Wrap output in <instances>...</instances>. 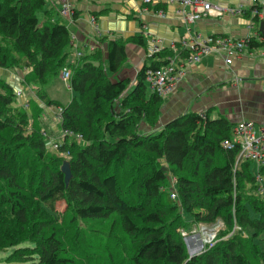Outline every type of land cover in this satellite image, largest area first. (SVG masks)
Segmentation results:
<instances>
[{
	"label": "trees",
	"instance_id": "trees-1",
	"mask_svg": "<svg viewBox=\"0 0 264 264\" xmlns=\"http://www.w3.org/2000/svg\"><path fill=\"white\" fill-rule=\"evenodd\" d=\"M43 5L0 0V68L20 70L22 84H37L41 101L61 106L59 125L73 135L54 147L40 124L43 108L29 94V106L20 104L0 74V250L14 248L7 264H264L257 242L264 244V194H256V170L238 158L237 146L223 144L233 139L234 124L192 111L140 130L143 121L155 125L163 100L147 91L146 70L174 52L164 47L149 57L157 58L138 70L128 90L129 78L111 76L126 61V43L144 44L142 37L98 36L93 51L69 61L70 30L61 21L40 24ZM260 8L253 5L255 22ZM246 43L264 46V36ZM63 67L71 70L74 93L65 104L42 87ZM59 200L66 202L62 219ZM189 222L221 223L218 239L192 256L181 231Z\"/></svg>",
	"mask_w": 264,
	"mask_h": 264
},
{
	"label": "crops",
	"instance_id": "crops-1",
	"mask_svg": "<svg viewBox=\"0 0 264 264\" xmlns=\"http://www.w3.org/2000/svg\"><path fill=\"white\" fill-rule=\"evenodd\" d=\"M207 1L224 7H234L235 12L202 17L193 23L190 29L184 25L177 2L158 0L147 4L142 0H44V5L38 10L37 15L41 14L40 24L53 21L65 23L70 34L81 43L79 46L90 43L88 36L90 37L91 33L92 42H95L93 36L97 31L106 39L141 36L144 44L126 43V61L118 74L111 76L114 80L129 78L130 84L127 89L131 90L135 86L138 70L157 58L147 56L155 42L162 48L166 47L177 53L182 50V40H188L190 37L227 35L261 40L264 36L260 31V22L264 20V5L257 4L261 7L259 11L261 20L255 22L254 0ZM63 3L72 6L74 10L72 20L61 17L59 9ZM186 9L191 10L192 6L187 5ZM159 10H162L163 14H159L157 12ZM105 49L107 50V45ZM87 52L86 48L84 53ZM184 69L183 79L172 93L163 97L160 115L162 120L155 126L141 122L142 132L157 130L168 120L192 111L207 112L212 118L224 116L233 124L241 119L252 120L255 124L264 122V46L245 47L230 64H226L222 56L210 53L198 62L185 63ZM14 73H17L18 79L13 78ZM14 73H9L11 78L7 80L14 88L22 87L19 79L23 72L15 70ZM147 91L152 92L148 86ZM49 97L56 100L52 96ZM24 98L26 97L20 100L21 103ZM35 101L39 105H44L39 99ZM49 107L44 108L47 118L55 111L54 106ZM40 124L47 131L48 137L50 135L56 137L61 129L59 124L51 123L50 119L44 122L42 113Z\"/></svg>",
	"mask_w": 264,
	"mask_h": 264
},
{
	"label": "built area",
	"instance_id": "built-area-1",
	"mask_svg": "<svg viewBox=\"0 0 264 264\" xmlns=\"http://www.w3.org/2000/svg\"><path fill=\"white\" fill-rule=\"evenodd\" d=\"M144 3H150L153 0H142ZM158 1H167V2H177L179 4L178 12L183 19L184 25L190 29L191 25L195 23L202 17L205 16H221L226 13H234V7H224L219 4H212L207 0H158ZM255 5L262 4L264 5V0H254ZM191 5L192 9L187 10L186 6ZM60 15L64 19L72 20L74 10L69 3H63L59 9ZM159 14H163L162 10L157 11ZM92 22H94L92 20ZM100 34L99 31L96 32L95 36ZM95 40V37H93ZM71 44L74 46V57L78 58L84 55L86 48L87 51H93L95 47V42L82 44L79 46L74 36L71 35ZM248 37L244 38H234L227 35H215V36H205L204 38L196 36L190 37L188 40H182V48L188 50V55L181 62L179 58V52H174L173 55L167 57L168 61L157 68H147L145 74V80L147 86L150 90L161 97L169 94L179 82L180 79L185 74V63H194L198 62L203 56L210 53L218 54L222 56L226 64H230L235 57H237L240 52L247 47L246 41ZM172 46V45H171ZM86 47V48H85ZM85 48V50H84ZM173 48V46H172ZM162 47L157 42L153 43L147 53L148 57H151L155 53H158ZM71 72L68 67H63L61 71V78L68 79L70 78ZM20 86L19 88H14L16 98L24 100L22 101L23 106L28 107L29 95L27 92H24L23 87V76L19 79ZM61 106H56L54 111V117L60 122L61 117ZM46 133V132H45ZM65 134L73 135L72 131L67 129H61L60 139H50V143L55 147L57 142H60L63 139ZM232 140L223 141L224 146L228 148H238V158L248 159L255 163L256 170V180L258 182L257 190L260 193H264V184L262 183V177L257 173V170L264 165V122L260 123L257 126L252 120L241 119L237 121L232 127ZM80 138L79 134H76ZM49 138V137H48ZM174 179L171 180L172 190L170 195L173 199L176 198V193L174 191ZM219 224V223H217ZM203 229H207L203 227ZM203 230V231H204ZM208 230V229H207ZM212 229H209V231ZM189 236L186 235V232H183V237ZM186 237V238H187ZM185 238V237H184ZM211 242V241H210ZM208 242H204L206 244ZM204 248V247H203Z\"/></svg>",
	"mask_w": 264,
	"mask_h": 264
},
{
	"label": "rangeland",
	"instance_id": "rangeland-1",
	"mask_svg": "<svg viewBox=\"0 0 264 264\" xmlns=\"http://www.w3.org/2000/svg\"><path fill=\"white\" fill-rule=\"evenodd\" d=\"M38 18H39V20L41 19V14H39V13H38ZM91 34H90V37L88 36V41L90 43H92V41H93L92 37H91ZM98 36H102L101 33L97 34V36H93V37H98ZM106 40L107 39H105V41ZM106 45L107 44L105 43L104 47ZM73 55H74V49H73V46L71 45L70 54H69V57H68L69 61H71L73 59V57H74ZM179 59H180L181 62L184 60V58H179ZM0 70L2 72L0 74H2V77L5 78L6 80L11 78V76H10L11 74L9 75V73H11V72L14 73L15 72L14 70H11L9 68L8 69H1L0 68ZM61 71L59 72L58 77H55V78L49 80L45 85H42V87L46 90V93L49 96H52V97L56 98V100L58 102H60L62 104H65L71 98V95L72 96L74 95V93L70 90L69 78L68 79L61 78ZM70 72H71V70H70ZM16 74L17 73H14V74H12V76H13V78L18 79L19 76H17ZM14 76H16V77H14ZM183 77H182V79H183ZM182 79H180L179 82ZM178 83L175 85V87L178 85ZM34 85H36V86H34ZM34 85H32V83H27L26 82L25 85L23 84V87L25 86L24 89L27 90V93L30 94L33 99L37 100V99H39L38 95H36V87H38V86H37V84H34ZM175 87H174V89H175ZM49 89L51 91H49ZM174 89L170 93H172L174 91ZM48 91H49V93H48ZM169 94H167V95H169ZM167 95H165V97ZM20 100L21 99H19V103L22 104L20 102ZM43 103H44V105H39V104L38 105H39V107L43 108V110L41 112H42V116H43L44 122L47 121V119H50L51 123L53 122V123L58 125L59 122L57 121V119H55V117H54L55 115H53L54 114L53 112H52L53 114L51 115V117L47 118V114H46V112L44 110V108H46L47 105L45 104L44 101H43ZM117 104H118V102H117ZM162 104H163V100H162V103H161V106H160V111L158 113V116H157L158 118H157V121H156L155 125L159 121L162 120V117L160 116L161 115V110H162L161 109L162 108ZM28 106H29V103H28ZM24 107H26V106H24ZM50 107H52V106H50ZM255 125L258 128L259 124H255ZM44 131H46V130H44ZM46 133H47V131H46ZM60 134H61V129L59 130V133L57 134L56 137H53V136L50 135L49 138L48 137H46V138L48 139V141L50 139H53V138L60 139ZM47 135H48V133H47ZM251 163H252V165L255 168V163L253 161ZM261 177H262V183L264 184V173L261 175ZM170 184H171V179H170ZM256 194L260 196V195H262L264 193H260L259 191H256ZM55 208H56V211H57V214H58L57 217H60V219H62L64 217V211H65V208H66V202L64 200L57 201L56 204H55ZM184 217H185V219H188L189 221H191V219H192L186 214L184 215ZM79 223L81 224V226L85 225L88 228L90 227V223H86V222H84L82 220H80ZM203 227H206L208 230L207 229L204 230ZM220 228H221V223H219V224L215 223V224H212V225H206V224H201V223H193V222L187 223L186 226L183 227L181 231H182V235H183V232H186V235H189L188 237L187 236H184L185 238L183 237L188 255L190 253H192V252L194 254H197V253L201 252L203 250V247H205L206 245L209 246L212 243H214L215 240L218 239L217 231ZM209 229H212V230L209 231ZM205 241L208 242V243L204 244ZM257 242L260 244L261 247L264 248V244H263L262 241L257 240ZM13 249H14L13 247H9V248H6L4 250H0V264H7L6 257H7V255H9L12 252Z\"/></svg>",
	"mask_w": 264,
	"mask_h": 264
},
{
	"label": "water",
	"instance_id": "water-1",
	"mask_svg": "<svg viewBox=\"0 0 264 264\" xmlns=\"http://www.w3.org/2000/svg\"><path fill=\"white\" fill-rule=\"evenodd\" d=\"M260 31L261 33L264 34V20H262L260 22ZM162 168H165V166H163ZM61 171L64 173V180H65V183H68L70 177H71V171H70V167H69V162L68 160H64L62 165H61ZM190 256L194 255V253H190L189 254Z\"/></svg>",
	"mask_w": 264,
	"mask_h": 264
}]
</instances>
